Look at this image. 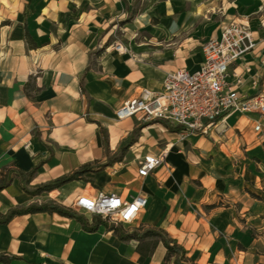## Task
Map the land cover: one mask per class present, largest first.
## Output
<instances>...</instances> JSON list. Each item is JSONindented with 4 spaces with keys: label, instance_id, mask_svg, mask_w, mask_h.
I'll return each instance as SVG.
<instances>
[{
    "label": "crops",
    "instance_id": "obj_1",
    "mask_svg": "<svg viewBox=\"0 0 264 264\" xmlns=\"http://www.w3.org/2000/svg\"><path fill=\"white\" fill-rule=\"evenodd\" d=\"M134 4L139 0H0V177L4 172L11 180L0 190V212L49 200L72 207L84 191L125 199L142 193L147 206L138 220L118 224L125 230L162 229L197 264H264L258 113L232 112L223 133L215 132L219 122L184 141L164 121L115 118L142 88L159 91L168 71L198 69L204 42L232 21L247 24L257 40L252 53L230 66L241 77L239 95H254V85L264 93V0H165L157 23L167 27L163 36L151 23L154 11L131 13ZM141 27L153 29L147 41L139 42ZM118 43L125 52L116 50ZM163 150L166 164L139 175L141 158ZM87 163L94 168L81 178L39 195L22 186L35 167L28 189ZM80 213L90 222L95 216ZM138 244L105 223L88 230L56 212L0 224V254L14 255L10 264H175L174 256L165 260L161 240L148 256Z\"/></svg>",
    "mask_w": 264,
    "mask_h": 264
},
{
    "label": "built area",
    "instance_id": "obj_2",
    "mask_svg": "<svg viewBox=\"0 0 264 264\" xmlns=\"http://www.w3.org/2000/svg\"><path fill=\"white\" fill-rule=\"evenodd\" d=\"M120 43L115 48L125 52ZM257 40L247 24L227 23L219 36L211 37L202 45L203 61L190 71L185 67L165 74L162 88L154 91L142 88L138 94L125 100L116 110L115 118L123 120L140 115L144 119H161L178 127V140L184 141L194 134H208L210 130L232 112L258 113L264 118V93L241 98L238 87L240 74L230 66L252 53ZM263 132L264 123L255 124ZM167 151L145 154L139 163L138 174L147 176L166 164ZM148 203L145 194L125 199L115 192L84 191L76 197L72 207L77 211L101 216L113 224H128L139 219Z\"/></svg>",
    "mask_w": 264,
    "mask_h": 264
},
{
    "label": "trees",
    "instance_id": "obj_3",
    "mask_svg": "<svg viewBox=\"0 0 264 264\" xmlns=\"http://www.w3.org/2000/svg\"><path fill=\"white\" fill-rule=\"evenodd\" d=\"M159 121H163L158 119ZM167 126L171 129H177L178 127H173L167 124ZM105 136V143L108 144L107 134L102 130ZM137 130L133 132V135L129 139L128 143H132L134 141V137L137 134ZM94 168L92 164H84L81 167L75 169L73 172L63 175L61 177L56 178L50 182L39 184L35 186L33 189H28L26 187V183H28L36 171V167L29 171L25 177H23L22 186L26 191L33 195H39L44 191H50L51 189L60 187L66 182H69L74 179H79L82 175L88 171H91ZM11 183V180L8 179L7 174L2 173L0 177V190L4 189ZM49 212V213H59L64 216L76 218L81 222L83 227L88 230H93L95 227L99 225V223H105L107 227L114 230V232L121 238L125 240L136 239L139 241L137 246V250L144 256H148L153 252V249L156 247L159 240L163 242L165 247L167 248V253L165 256V260H169L174 256L175 264H197L192 259L187 257L186 249L178 243V241L174 238H171L167 235V233L162 229L157 228H146L142 230H132L127 231L124 229L122 225L109 224L107 221L102 219L101 216H94L92 221L90 222L84 214L78 212L71 206H66L55 202L53 200H49L41 203H32L28 206H17L9 209L6 212H0V224L8 223L13 217L16 215L27 214V213H35V212ZM14 255H10L7 253L0 254V261L5 264H10L11 260L14 259Z\"/></svg>",
    "mask_w": 264,
    "mask_h": 264
},
{
    "label": "rangeland",
    "instance_id": "obj_4",
    "mask_svg": "<svg viewBox=\"0 0 264 264\" xmlns=\"http://www.w3.org/2000/svg\"><path fill=\"white\" fill-rule=\"evenodd\" d=\"M164 1L165 0H139V5L136 6L134 4L132 6V9H131V13H133V12H135V10L137 11V9H139V14L140 13L146 14L147 12H149V14H152L151 12L154 11V13H153L154 15L152 17L151 23H153V22L155 23V25H156L155 27L157 29L154 31H156V34H158L160 36H163L167 30L166 25L162 26L160 24L161 27L158 28V26H160V25L157 24L160 22L162 23V21H163V14H164L163 2ZM152 31H153L152 27H149V28L148 27H145V28L141 27V28H139V42L147 41V39H149L152 36V33H151ZM119 37H122L120 30L117 31L115 33V35H112L111 39L114 42ZM199 48H201L200 45L192 47V52L198 50ZM104 50H105V44H103V43L100 46H98L97 49L94 50V55H93L94 61L97 59V55H100L101 53H103ZM125 50H126V48H125ZM261 71H262V69H261ZM256 76L258 78V75H256ZM253 85L254 84L252 83V86ZM254 87H255L254 90H256V93L252 96H255L259 93H263L262 88H260V90H257L258 86L254 85ZM252 96H250V97H252ZM250 97H247V98H250ZM236 113H239L240 115H250L249 113H240V112H236ZM259 117H260L259 119L264 120L263 117H261V116H259ZM142 119H144V118L142 117ZM227 120L224 122L225 126L228 125ZM224 128H226V127H224ZM224 130L223 129L220 131L215 130V132H217L218 134H221L224 132ZM259 133H260V135L263 134L262 132H259ZM260 150L263 151V153H264V142H262Z\"/></svg>",
    "mask_w": 264,
    "mask_h": 264
},
{
    "label": "bare ground",
    "instance_id": "obj_5",
    "mask_svg": "<svg viewBox=\"0 0 264 264\" xmlns=\"http://www.w3.org/2000/svg\"><path fill=\"white\" fill-rule=\"evenodd\" d=\"M123 51L125 50V47H122ZM227 120V119H226ZM225 127L224 119L220 122L219 126H217V130H222Z\"/></svg>",
    "mask_w": 264,
    "mask_h": 264
}]
</instances>
